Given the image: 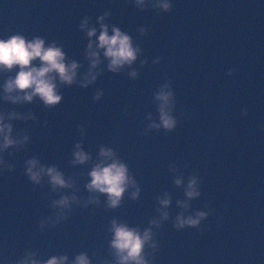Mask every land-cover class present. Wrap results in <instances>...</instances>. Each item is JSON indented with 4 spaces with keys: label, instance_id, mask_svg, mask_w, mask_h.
I'll list each match as a JSON object with an SVG mask.
<instances>
[{
    "label": "water",
    "instance_id": "1",
    "mask_svg": "<svg viewBox=\"0 0 264 264\" xmlns=\"http://www.w3.org/2000/svg\"><path fill=\"white\" fill-rule=\"evenodd\" d=\"M116 1L154 93L171 81L173 133L237 263L264 264V0H171L159 14Z\"/></svg>",
    "mask_w": 264,
    "mask_h": 264
},
{
    "label": "clouds",
    "instance_id": "2",
    "mask_svg": "<svg viewBox=\"0 0 264 264\" xmlns=\"http://www.w3.org/2000/svg\"><path fill=\"white\" fill-rule=\"evenodd\" d=\"M131 2L139 11L148 10L149 5H151V9L160 10L157 14L160 12L168 13L173 8L171 0H131ZM109 15L111 13L106 11L103 15L97 17L101 30L97 37L96 48L93 47V41L90 38L96 36L97 30L95 27H88L90 18L85 16L79 24V28L86 30L89 38L85 53L89 60V67L80 81L82 88H87L88 85L93 84L101 74L99 71H95L101 64L100 53L97 49L103 50V56L108 60L107 69L112 73H119L125 65L131 66L137 60L138 53L141 52L140 46L133 47L132 37L122 32L119 27L113 26L112 34L109 35L108 26L104 23L105 17ZM147 31L148 29L145 27L139 28V32L142 35L147 34ZM160 59V57L157 58L153 63H159ZM34 61H39V65H35ZM146 63L147 60L141 61V66ZM80 67L81 65L75 60L65 63V53L62 51V47L57 46L55 41L45 47V40L41 37L27 40L21 34H14L8 39H0V73L18 69L14 76H9L4 82L3 95L0 96V100L11 104H23L25 102L31 103L35 97H38L45 108L51 109L58 105L62 99V94H58L57 79L60 84L73 85L77 82V70ZM236 71V69L230 68L227 75L232 76ZM129 76L135 79L137 71H131ZM13 93L16 94L13 95ZM103 95V90H98L93 95V100L99 101ZM154 99L160 101L158 106L160 123L153 122L149 124L148 130L163 128L165 133L172 132L177 127L178 120L171 114L176 105V96L171 87V81H166L159 86V91L154 93ZM241 111L244 116L248 115L247 108ZM6 118L8 121H27L28 119L35 120L36 117L31 112L27 116L21 115L15 110L7 113L0 112V171L7 167V170L11 172L14 170V165L6 164L3 153L9 148H16L19 151L29 141V136L23 134L22 139L13 137L14 126L12 123L5 122ZM78 128L83 132L82 126L78 125ZM260 128L264 130V125H261ZM75 148L73 164H84L90 159V156L82 150L80 143H76ZM9 155H13V153H9ZM99 155L111 159L112 162L105 164V161L101 160L100 163L94 165L89 173L91 182L86 185L88 191H98L106 194L107 206L110 209H115L121 204L123 194L129 186L135 188V191L131 193V198L133 200L137 199L140 188L134 177L129 175V169L125 163L115 157V152L112 149L101 147ZM170 167L173 170L175 168L174 165H170ZM24 174L33 185H40L42 177L47 176L53 190L71 188L73 186L72 183L65 180L63 173L58 171L55 165H43L36 157L25 160ZM198 178V175H193L188 180L185 195L189 199L201 195L197 190ZM174 182L177 186L182 183L179 178L175 179ZM75 199V196L71 198L63 196L59 200L53 201L52 206L54 208L59 207L61 210L69 209L70 200L75 201ZM91 202L93 201L89 200V203ZM96 202L98 203V201ZM159 203L165 208L168 207L170 199L167 198V193H165V198L159 200ZM178 204H182L185 209L189 207L186 202L178 201ZM207 215L208 213L203 211H197L195 217L188 216L185 218L183 214H178L173 227L177 230L184 229L186 226L197 228L201 220ZM168 216L167 212L162 213L163 219H168ZM66 218V215L61 211L55 223H58L60 219ZM149 223L160 226V222L155 219ZM40 225L42 228L44 225L43 220L40 221ZM111 225L110 231L114 233L111 248L115 250L118 264H129V262L148 264L143 253L145 244L152 239L151 229H145L143 235H141L138 228H130L126 223H117L115 219L111 221ZM151 247L156 248V244H152ZM29 255H35V253H30ZM67 259L66 255L59 258L52 257L43 262V264H65ZM18 264H25V261H20ZM31 264H41V262L32 260ZM74 264H90V262L86 255L81 254L76 257Z\"/></svg>",
    "mask_w": 264,
    "mask_h": 264
}]
</instances>
